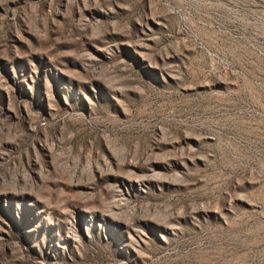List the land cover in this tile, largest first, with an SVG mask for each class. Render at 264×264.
Masks as SVG:
<instances>
[{"label": "rangeland", "instance_id": "obj_1", "mask_svg": "<svg viewBox=\"0 0 264 264\" xmlns=\"http://www.w3.org/2000/svg\"><path fill=\"white\" fill-rule=\"evenodd\" d=\"M0 264H264V0H0Z\"/></svg>", "mask_w": 264, "mask_h": 264}]
</instances>
